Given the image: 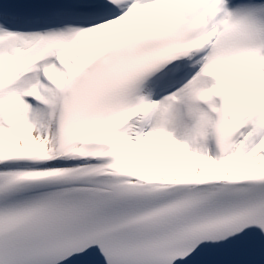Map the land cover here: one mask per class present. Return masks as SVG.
I'll return each instance as SVG.
<instances>
[{
  "label": "snow or ice",
  "instance_id": "obj_1",
  "mask_svg": "<svg viewBox=\"0 0 264 264\" xmlns=\"http://www.w3.org/2000/svg\"><path fill=\"white\" fill-rule=\"evenodd\" d=\"M0 264H264V0H0Z\"/></svg>",
  "mask_w": 264,
  "mask_h": 264
}]
</instances>
